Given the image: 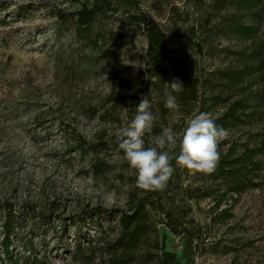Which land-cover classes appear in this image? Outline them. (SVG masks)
Segmentation results:
<instances>
[{
	"label": "rangeland",
	"instance_id": "obj_1",
	"mask_svg": "<svg viewBox=\"0 0 264 264\" xmlns=\"http://www.w3.org/2000/svg\"><path fill=\"white\" fill-rule=\"evenodd\" d=\"M72 1L0 0V6L10 5L2 14L9 24L0 23V33L10 36L0 44V242L4 205L10 204L22 218L32 213L52 218V223H42V234L33 235L45 247L44 264H82L74 258L77 240L89 264H107L106 241L117 237L119 215L127 209L137 178L119 148L136 106L142 97L149 99L159 133L163 128L181 133L198 107L168 109L160 90L146 88V39L142 33L132 39L125 9L97 25L89 45L73 28L63 30L57 22L56 10L72 9ZM140 2L142 11L168 35L171 56L193 57L196 74L210 75L233 62L225 49L241 45L213 35L226 14L214 9V0ZM19 6H28L31 15L11 21V12ZM228 133L221 155L232 144L264 133V122ZM178 144L173 155L179 154ZM97 160L104 163L100 174L93 168ZM173 161L175 172L164 204L188 210L201 226L186 251L188 264H264V168L256 187L222 205L219 212L230 210L231 216L213 221L215 200L192 195L204 183L199 172ZM98 209L104 211L101 216L96 215ZM157 228L153 239H165L169 251L185 252L183 238L168 227ZM24 229L32 235L30 226L20 232Z\"/></svg>",
	"mask_w": 264,
	"mask_h": 264
},
{
	"label": "trees",
	"instance_id": "obj_2",
	"mask_svg": "<svg viewBox=\"0 0 264 264\" xmlns=\"http://www.w3.org/2000/svg\"><path fill=\"white\" fill-rule=\"evenodd\" d=\"M9 8V4L0 6V23L9 24L2 17ZM215 8L219 12L226 11V14L214 27L213 35L234 40L241 47L225 49L234 57L233 62L210 75L202 71L196 74V62L189 55L171 56L167 46L168 35L142 11L140 0H73L72 9H58L55 15L63 30L73 28L78 37L92 45L97 35L96 26L103 25L111 15L125 9L132 39L135 40L140 33L146 39V88L156 87L166 99V93L171 91L169 82L179 78L184 89L173 95L180 107H198L197 115L208 113L217 125L227 131H236L257 121L264 122V0H214ZM10 15L11 21H24L31 12L28 6H19ZM206 23L208 25L210 20L207 19ZM203 28L207 29V26ZM9 37L0 33V44L7 43ZM158 106L165 113L163 105ZM220 108L223 109L222 113H217ZM153 134H159L156 126ZM252 138L241 145L232 144L228 152L221 155L214 173L199 172L204 183L192 195L200 200H215L213 221L231 216L230 210L219 212L228 199L257 186L255 180L264 168V133ZM252 141L256 145L252 146ZM227 142L220 143L219 149ZM82 144L80 148L84 150ZM172 166L175 169L174 161ZM93 168L96 174H100L104 171V163L97 160ZM136 179L127 209L119 215L117 237L114 241H106L104 250L109 255L107 264H188L186 251L199 237L201 226L189 217L188 210L164 204L171 179L163 191L142 190L136 186ZM4 209L0 264H44L46 257L41 252L45 247L41 242H35L33 235L36 232L42 234L45 231L42 230V223L47 221L50 224L52 218L47 215L38 218L36 213L22 218V215L15 214L10 204H5ZM95 211L97 216L104 213L102 209ZM96 223L102 228L99 221ZM158 225L168 227L171 234L184 239L186 246L182 255L169 251L165 239H153L154 233L158 234ZM22 226H30L32 235H28L25 229L20 232ZM78 234L81 235V232ZM59 240L64 242L63 237ZM77 242L74 258L82 264H89L81 242Z\"/></svg>",
	"mask_w": 264,
	"mask_h": 264
},
{
	"label": "clouds",
	"instance_id": "obj_3",
	"mask_svg": "<svg viewBox=\"0 0 264 264\" xmlns=\"http://www.w3.org/2000/svg\"><path fill=\"white\" fill-rule=\"evenodd\" d=\"M169 83L171 91L166 93L165 107L179 109L173 93L183 91L184 84L179 78ZM156 120L149 99L142 97L136 106L135 117L122 131L119 148L131 168L137 171L138 188L146 191L165 190L175 172L173 160L188 170L205 174L216 171L221 160L219 145L229 133L217 125L208 113L196 115L181 133L163 128L159 134H153ZM178 140L179 154L173 155Z\"/></svg>",
	"mask_w": 264,
	"mask_h": 264
}]
</instances>
